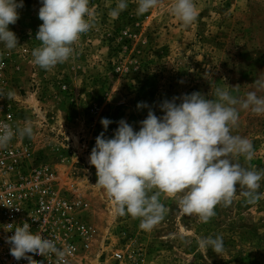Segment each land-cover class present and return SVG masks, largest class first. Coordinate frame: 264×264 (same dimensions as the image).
<instances>
[{
  "label": "rangeland",
  "instance_id": "374dc122",
  "mask_svg": "<svg viewBox=\"0 0 264 264\" xmlns=\"http://www.w3.org/2000/svg\"><path fill=\"white\" fill-rule=\"evenodd\" d=\"M171 2L137 16L136 0H128L127 10L111 17L117 0H90L96 26L81 36L68 62L45 71L31 56L40 46L41 0H23L19 19L9 25L17 48L9 52L0 44V90L14 92L4 97L5 113L16 127L32 123L33 137L21 139L34 163L54 171L61 194L87 204L83 219L94 231L87 264H264V198L247 204L239 186L232 205H218L208 223L161 198L168 213L145 231L139 219L119 216L95 185L89 158L104 131L102 118L113 121L105 132L112 138L121 119L139 131L149 108L162 116L159 105L166 99L193 92L215 99L217 87L243 98L264 78V0H195L198 16L189 26L170 14ZM139 102L149 107L138 109ZM233 134L252 142L251 164L264 169V115L241 110ZM217 235L223 237L221 254L198 246V238ZM116 249L124 250L121 263L112 260Z\"/></svg>",
  "mask_w": 264,
  "mask_h": 264
},
{
  "label": "clouds",
  "instance_id": "9594fccd",
  "mask_svg": "<svg viewBox=\"0 0 264 264\" xmlns=\"http://www.w3.org/2000/svg\"><path fill=\"white\" fill-rule=\"evenodd\" d=\"M161 3L162 0H136L135 13L144 15ZM41 4L38 17L43 23L35 37L40 46L31 52L32 63L52 71L73 57L74 46L81 36L96 26V16L89 7L90 0H41ZM128 6V0H117L109 15L118 17ZM23 7V0H0V44L9 52L18 46V38L9 25L17 22V10ZM169 11L185 26L198 16L195 0H172ZM254 84L256 91L243 98L233 95L227 87H217L211 93L215 99L200 92L166 99L159 105L162 116L149 108L147 117L139 122V131L121 119L112 138H106L105 132L113 121L102 118L104 131L96 137L89 163L96 169L95 185L103 189L116 213L139 219V227L151 231L168 213L161 198L174 200L181 213L202 223H208L216 215L218 205H232L237 186L247 204H256L264 198L259 191L264 169L258 170L251 164L255 154L253 144L248 138L233 134L239 127L241 110L264 115V95H258L264 92V78ZM0 96L10 100L14 92L0 90ZM148 107L145 102L137 104L138 109ZM33 135L30 121L15 130L0 122V149L7 148L16 136ZM241 157L244 163L240 162ZM5 242L17 261L23 258L28 264H36L28 255L31 253L54 257L55 264H68L69 250L57 247L40 232H32L27 222L15 227L14 235ZM197 243L218 255L224 251L223 237L219 235L198 238Z\"/></svg>",
  "mask_w": 264,
  "mask_h": 264
},
{
  "label": "built area",
  "instance_id": "2783aa9c",
  "mask_svg": "<svg viewBox=\"0 0 264 264\" xmlns=\"http://www.w3.org/2000/svg\"><path fill=\"white\" fill-rule=\"evenodd\" d=\"M0 122L16 128L5 113L2 96ZM57 181L50 167L34 163L21 137H14L7 148L0 149V264H28L26 259L17 261L12 257L10 245L5 242L14 235L15 227L24 222L30 224L32 232H40L57 247L68 249V264H87L94 244V231L83 219L87 204L80 198L61 194ZM121 236L126 238L127 233ZM28 255L36 264H55L54 257ZM111 257L115 263H121L126 256L123 249H116Z\"/></svg>",
  "mask_w": 264,
  "mask_h": 264
}]
</instances>
